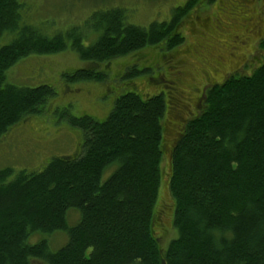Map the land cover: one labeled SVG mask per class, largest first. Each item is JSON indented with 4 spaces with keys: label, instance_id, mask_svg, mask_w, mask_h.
Segmentation results:
<instances>
[{
    "label": "trees",
    "instance_id": "trees-1",
    "mask_svg": "<svg viewBox=\"0 0 264 264\" xmlns=\"http://www.w3.org/2000/svg\"><path fill=\"white\" fill-rule=\"evenodd\" d=\"M197 1L147 29L111 11L95 43L84 47L77 36L70 45L91 66L66 78L102 82L98 64L147 47L175 49ZM26 11L20 0H0V40L9 37L0 46V139L54 96L47 85L6 84L7 71L29 56L66 49L62 34L46 37L25 23ZM167 103L162 93L142 99L134 88L115 100L103 122L69 120L83 134L79 154L52 158L35 172L1 170L0 264H264V59L252 73L207 89L196 115L179 127L165 120ZM165 155L177 234L163 249L155 204ZM70 209L79 221L69 228ZM60 231L67 243L55 252L44 240L27 242L32 234Z\"/></svg>",
    "mask_w": 264,
    "mask_h": 264
},
{
    "label": "rangeland",
    "instance_id": "rangeland-1",
    "mask_svg": "<svg viewBox=\"0 0 264 264\" xmlns=\"http://www.w3.org/2000/svg\"><path fill=\"white\" fill-rule=\"evenodd\" d=\"M184 1L20 0L24 9L27 7L24 14L25 23L34 26L46 37L62 34L66 49L50 55L29 56L7 71L6 84L21 88L47 85L54 90V96L40 114L29 116L24 123H19L2 136L0 171L9 168L14 172H35L41 170L52 158L79 154L83 134L80 129L70 125L69 120L86 116L96 122H103L115 100L125 93L132 92L134 88L142 99L164 94L168 102L165 120L175 122L173 126L179 127L182 120L195 116V109L188 108L184 113L177 111L176 94L181 91L186 95L193 93L189 87L182 85L179 90L175 83H171L175 73L180 71L179 68L172 67L177 61L185 60L186 70L194 72L197 67L196 60L186 49L193 44V37L188 34L186 24L194 21L197 16L212 14L216 8L224 9L217 4L218 0H213L209 5L201 1L191 9L179 28L183 43L175 49L166 50L161 45L147 47L112 60L109 64H101L99 71L105 74L103 82L69 81L66 78L71 72L85 69L89 65L80 60L77 53L70 49V45L77 36L84 47L95 43L101 32V20L111 15L108 10L116 12L113 8L119 9L125 15L127 24L147 29L153 22L166 21L169 14L172 15L173 9L181 6ZM22 10L23 8L21 12ZM8 38L1 39L0 46L7 44ZM170 55H175V58ZM192 78L194 86L198 90L202 89V78L197 74L192 75ZM66 87L70 90L67 91ZM177 128L172 129L171 134H166L169 143ZM170 166L169 155H165L161 161L160 185L155 204L159 219L156 235L163 249L177 234L172 225L173 201L168 188ZM110 167L102 175V182L116 169L115 165ZM78 221V211L68 210L67 226L70 228ZM43 240L47 242L49 250L55 252L67 243V234L62 231L49 235L35 233L27 242L34 245Z\"/></svg>",
    "mask_w": 264,
    "mask_h": 264
},
{
    "label": "flooded vegetation",
    "instance_id": "flooded-vegetation-1",
    "mask_svg": "<svg viewBox=\"0 0 264 264\" xmlns=\"http://www.w3.org/2000/svg\"><path fill=\"white\" fill-rule=\"evenodd\" d=\"M188 1L175 9L184 7ZM201 1L205 0L196 4ZM218 3L224 9L216 8L212 14L197 16L186 24L188 34L193 37V44L186 49L193 54L197 67L194 72L186 70L185 60L177 61L172 67L180 71L175 73L171 83L179 90L182 85L189 87L193 93L176 94L179 113L195 109L207 89L230 78L250 74L263 62L264 49L260 45L264 40V0H218ZM170 19L169 14L166 22ZM170 57L175 58V55ZM194 74L204 81L200 90L194 86Z\"/></svg>",
    "mask_w": 264,
    "mask_h": 264
}]
</instances>
